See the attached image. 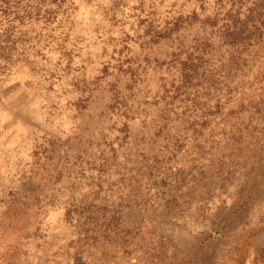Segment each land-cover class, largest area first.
Masks as SVG:
<instances>
[{
  "label": "clouds",
  "instance_id": "9594fccd",
  "mask_svg": "<svg viewBox=\"0 0 264 264\" xmlns=\"http://www.w3.org/2000/svg\"><path fill=\"white\" fill-rule=\"evenodd\" d=\"M23 6L0 26V264H192L222 223L264 264V0ZM189 172L181 220L108 227L163 215Z\"/></svg>",
  "mask_w": 264,
  "mask_h": 264
},
{
  "label": "rangeland",
  "instance_id": "374dc122",
  "mask_svg": "<svg viewBox=\"0 0 264 264\" xmlns=\"http://www.w3.org/2000/svg\"><path fill=\"white\" fill-rule=\"evenodd\" d=\"M23 13V14H22ZM39 15V13H37ZM0 26H3L5 23H11V21H19L20 24H23L25 20H30L32 18V13L28 11L23 6V0H9V9L7 13L0 11ZM11 18V20L9 19ZM107 71V69H105ZM220 109L217 107L215 112L209 113V115H219ZM212 127L210 120H204L200 123V128L204 129V132L201 135H206L207 130ZM159 135V133H157ZM260 162L256 164L257 169V178H264L259 175ZM181 171L182 170H178ZM195 176L189 172L188 175H179L174 189L171 194L165 191V207L166 212L163 215H145L144 213L134 212L132 210V205H121L120 211L116 213H111L105 209L107 215V225L109 228L121 229L122 225H127L125 229L126 237H139L146 229L151 231L153 226H159L161 223L173 224L181 220L185 214V208L183 203H186L188 200H194L196 193L189 188V185L192 184V181L195 180ZM160 183L165 189L168 188V181L161 180ZM194 187V186H193ZM244 215L243 212H238L235 215V219H240ZM255 218V217H253ZM211 235V239L205 238L203 242L205 244L193 254H199L205 256L206 264H243V254L239 249L245 244L248 243L250 246L247 248V251L251 252L252 248L255 247L256 241L247 238V240L239 239V234L228 232L227 227ZM223 233V235H222ZM127 242V240H125ZM231 244L236 250L231 252V259H228L227 246ZM264 257V251L258 253V258ZM254 264V262H253Z\"/></svg>",
  "mask_w": 264,
  "mask_h": 264
},
{
  "label": "trees",
  "instance_id": "16d2710c",
  "mask_svg": "<svg viewBox=\"0 0 264 264\" xmlns=\"http://www.w3.org/2000/svg\"><path fill=\"white\" fill-rule=\"evenodd\" d=\"M4 4L7 5V7H0V11H2L3 13H7L8 9H9V0H4ZM236 39H239V40L243 39L242 32L240 34L236 35ZM218 228L224 229V228H226V225L222 223L221 225H218ZM204 244H205V242H202L201 247ZM206 259L207 258L205 256H202V255H199L196 253L195 256H193L192 264H206Z\"/></svg>",
  "mask_w": 264,
  "mask_h": 264
}]
</instances>
